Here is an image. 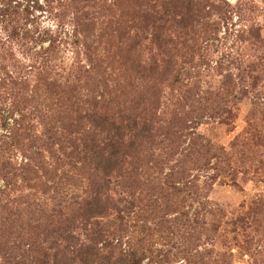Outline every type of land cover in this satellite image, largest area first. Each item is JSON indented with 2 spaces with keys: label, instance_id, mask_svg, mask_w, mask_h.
<instances>
[{
  "label": "rangeland",
  "instance_id": "1",
  "mask_svg": "<svg viewBox=\"0 0 264 264\" xmlns=\"http://www.w3.org/2000/svg\"><path fill=\"white\" fill-rule=\"evenodd\" d=\"M6 1L0 264H264V0Z\"/></svg>",
  "mask_w": 264,
  "mask_h": 264
},
{
  "label": "trees",
  "instance_id": "2",
  "mask_svg": "<svg viewBox=\"0 0 264 264\" xmlns=\"http://www.w3.org/2000/svg\"><path fill=\"white\" fill-rule=\"evenodd\" d=\"M9 4V1H6V0H0V5H1V7H0V21L1 22H3V19L5 20V23H7V16L10 14V16L12 17L13 15H17L18 14V9H19V7H16V6H14V7H7V5ZM10 23H13V20L11 19L10 20ZM8 24V23H7ZM17 27L18 26H14V27H12V28H15V30L17 29ZM19 29H21L22 31H24V28L22 27V28H19ZM22 31H20V33L22 32ZM15 33H17V32H15ZM46 34H47V32H46ZM16 37H18V35L16 34ZM48 37L49 36H46V37H42L41 39H38V42L39 43H43V42H46V41H48ZM49 40H51L52 42H53V44L55 43V41H56V39H54L53 37H51L50 36V39ZM119 144H117V145H115V148H117L118 150H117V152H115V156H116V154H119ZM90 205H91V207H90V210H93L94 208H96V209H100L102 206L99 204V201L96 199V198H94L93 200H92V202L91 203H89ZM102 236V230L100 229V231L99 230H96V233H95V237H97L98 239V241H99V237H101ZM71 240V239H70ZM106 246V243H104L103 245H101L100 246V248H98L97 246V248L95 249V248H91V247H82V246H79V248L76 250V251H74V252H76L77 253V256L78 257H80L81 259H80V264H87V263H89V261H87L88 260V258H90L91 256H93V255H97L98 254V252L100 251V250H102L104 247ZM96 252H95V251ZM87 261V262H86ZM95 261V260H94ZM93 261V262H94ZM67 264H75V260H74V258H72V259H70V261L67 263Z\"/></svg>",
  "mask_w": 264,
  "mask_h": 264
}]
</instances>
